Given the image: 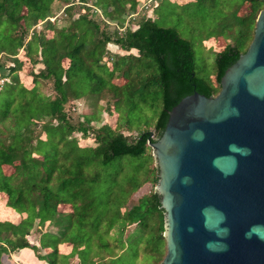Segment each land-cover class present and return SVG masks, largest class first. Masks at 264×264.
Segmentation results:
<instances>
[{
  "label": "trees",
  "instance_id": "obj_1",
  "mask_svg": "<svg viewBox=\"0 0 264 264\" xmlns=\"http://www.w3.org/2000/svg\"><path fill=\"white\" fill-rule=\"evenodd\" d=\"M54 2L64 6V17L58 22L50 20ZM89 2L97 8L92 12H100L107 20L89 15ZM140 2L0 0V68L6 69L0 74L7 80L0 86V194L5 199L3 209L10 214V221H0V257L30 249L39 261L56 264L70 248L84 249L82 237L68 232L72 221L86 218L89 192L101 187L102 171L126 155L148 152L152 159L149 144L161 137L168 112L194 92L206 97L218 93L225 70L246 51L241 35L247 33L248 42L252 40L257 15L264 8V0H243L244 22L238 21L236 39L216 55L217 85H213L196 75L192 45L176 30L158 26L151 17L130 28L127 18L137 13ZM76 8L79 14L73 18ZM109 25H114L112 32ZM109 44L122 50L114 55L111 67L107 65ZM20 72L32 77L30 87L22 83ZM117 78L123 81L114 83ZM45 83L49 92L42 90ZM148 85L158 95L157 105H151L152 123L135 136L125 134L131 133L127 121L121 120L126 111L122 116L116 112L123 91L129 90L130 97ZM88 95L93 96L95 111L73 123L67 105ZM105 110L116 115V125L94 127ZM90 131L96 145H80V139L90 138ZM3 167L12 168L10 174ZM150 170L152 175L129 188L122 200L121 240L109 241L104 248L117 249L134 227L132 231L139 229L147 237L148 248L165 251L164 210L155 191L158 170L153 163ZM146 183L154 188L126 209L131 194ZM61 205H69L71 211L59 210ZM32 231L38 235L37 243L29 240ZM94 246L102 247L99 241Z\"/></svg>",
  "mask_w": 264,
  "mask_h": 264
},
{
  "label": "water",
  "instance_id": "obj_2",
  "mask_svg": "<svg viewBox=\"0 0 264 264\" xmlns=\"http://www.w3.org/2000/svg\"><path fill=\"white\" fill-rule=\"evenodd\" d=\"M219 85L182 98L149 144L164 210L160 264H264V8Z\"/></svg>",
  "mask_w": 264,
  "mask_h": 264
},
{
  "label": "rangeland",
  "instance_id": "obj_3",
  "mask_svg": "<svg viewBox=\"0 0 264 264\" xmlns=\"http://www.w3.org/2000/svg\"><path fill=\"white\" fill-rule=\"evenodd\" d=\"M140 1L137 13H134L130 19L129 17L127 18L130 28L135 29V23L142 18L151 17L158 26L176 30L181 38L189 41L192 45L196 75L213 85H217L215 82V58L217 53L227 43L233 42L237 37L238 29L234 26L237 25L240 28L241 25H238V21L241 24L244 22V20H241L244 12L240 10L243 0ZM87 6L90 8V11L87 12L89 15L94 14L98 21L103 20L102 18L107 20L100 12L97 14L93 13L97 8L91 2ZM63 8L62 3L54 2L52 6L53 15L50 20L56 19V22L61 20L64 17L62 13ZM78 12L77 8L72 11L73 18L78 17ZM58 24L60 25V23ZM38 26L40 27V25ZM109 27L110 32H112L114 25H109ZM49 35L50 32H47V36ZM240 38L242 49H247L251 42H248L247 33L246 35H241ZM107 48L111 52L108 56L107 65L111 67L115 59L114 55L117 53L121 54L122 50L118 49L114 44L107 45ZM4 69L0 68L1 72ZM6 73L7 71H5ZM19 74L22 83L26 87H30L32 77L26 72H20ZM6 81L0 74V86ZM122 81L117 78L113 82L119 84ZM42 90L49 92L48 83H45ZM127 91H123V97L119 104H117L116 112L121 115L122 111H126V118L122 117L121 120L127 121L126 125L129 126L128 130L131 133L125 131V134L135 136L138 134V131L151 125L152 121H150V117L154 114V110H151V105H157L158 95L150 85L146 88L142 87L140 91H134V94L130 97L126 95ZM100 104L105 109L104 101H101ZM92 105L93 96L89 97L88 95L85 98L70 102L66 109L72 122L77 123L81 120L82 116L95 111ZM102 123H107L113 128L116 125V115L113 113L109 114L105 110V112H102L98 122H93V126L99 127ZM150 130L153 131V128L151 127ZM93 139L94 135L90 131V138L80 139L79 144L94 147L96 144ZM148 151L153 155L151 148ZM151 163L155 165L153 156L151 159L148 152L138 157L126 155L116 158L109 164L107 169L102 171L100 175L101 187H97L89 192L91 205L87 209H84L86 218H82L80 221H72V226L68 232L72 236L82 237L84 249L80 248L76 251L70 248L69 253L70 255L73 254V257L71 256L68 259L67 255L69 253H65L59 257L56 264H160L162 262L166 254L165 245L164 252L151 246V248H148L149 245L146 243L147 237L141 236L140 231H138L139 229L132 231L134 227L128 229L132 233L127 234L124 240L122 239L123 243L117 249L109 247V245L106 248L103 247L109 241L121 240L119 228L124 221L122 200L127 197L129 188L143 182L152 175L150 170ZM11 169L10 167H3V172L8 175L12 171ZM153 188V185L151 186L149 183L143 185L138 191L131 194L125 208L129 209L133 205H136L138 199L142 195L148 194ZM2 197L0 194V221H10L9 212L3 209L5 199H1ZM59 210L69 212L71 208L69 205H61ZM37 237L38 235L32 231L29 235L30 242L37 243ZM97 241L101 243L102 247L94 246V242ZM25 250L30 252L26 251L23 253L24 251H22L2 254L0 257L1 264H45V262L39 261L35 257L32 250ZM160 252H163V254Z\"/></svg>",
  "mask_w": 264,
  "mask_h": 264
},
{
  "label": "bare ground",
  "instance_id": "obj_4",
  "mask_svg": "<svg viewBox=\"0 0 264 264\" xmlns=\"http://www.w3.org/2000/svg\"><path fill=\"white\" fill-rule=\"evenodd\" d=\"M67 86H68V85H67ZM69 96H70V95H69ZM82 101H83V100H82ZM78 107H79V106H78ZM7 134H8V133H7ZM7 134H6V135H7ZM25 252H26V251H24L23 253H25Z\"/></svg>",
  "mask_w": 264,
  "mask_h": 264
},
{
  "label": "crops",
  "instance_id": "obj_5",
  "mask_svg": "<svg viewBox=\"0 0 264 264\" xmlns=\"http://www.w3.org/2000/svg\"><path fill=\"white\" fill-rule=\"evenodd\" d=\"M25 250V249H24ZM28 251V250H27Z\"/></svg>",
  "mask_w": 264,
  "mask_h": 264
}]
</instances>
